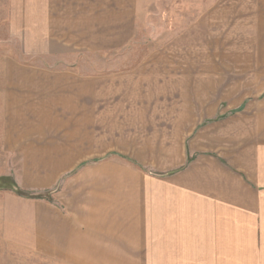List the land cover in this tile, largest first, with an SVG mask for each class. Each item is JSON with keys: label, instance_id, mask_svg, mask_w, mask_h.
<instances>
[{"label": "crops", "instance_id": "0c3cea01", "mask_svg": "<svg viewBox=\"0 0 264 264\" xmlns=\"http://www.w3.org/2000/svg\"><path fill=\"white\" fill-rule=\"evenodd\" d=\"M154 4L161 28L237 36L245 51L220 90L237 98L204 113L177 102L152 144L124 128L136 123L128 102L97 106L76 70L6 68L0 147L20 160L0 176V252L59 264H264V0H16L9 27L78 30L56 46L80 45L83 30H125L113 48ZM143 156L174 159L152 170Z\"/></svg>", "mask_w": 264, "mask_h": 264}, {"label": "rangeland", "instance_id": "374dc122", "mask_svg": "<svg viewBox=\"0 0 264 264\" xmlns=\"http://www.w3.org/2000/svg\"><path fill=\"white\" fill-rule=\"evenodd\" d=\"M15 1L0 0V133L8 85L6 68L76 70L86 77V85L95 89L92 98L88 100L91 99L97 106H106L113 101L128 102L130 108L122 111L129 112L136 123L133 126L125 125L124 128L132 129L136 136L149 137L152 144H158L161 139L160 127L168 126L161 125L159 120L174 116L177 102H199L198 111L204 113L211 111L202 109L212 101L216 103L229 95L230 98L238 96L237 93L220 92L223 88L224 71H231L233 78L238 73L237 54L245 51L235 43L238 40L236 35L222 37L221 29L161 28L158 4H154L151 5L152 11L148 16L144 14V20L142 18L140 21L143 27L129 30L132 36L113 48L108 42H120L118 40L125 37V30H83L86 36L76 39L80 45L57 43L56 46V40L61 39L62 35L69 36L74 32L77 34L78 30L10 28L9 20L14 16ZM48 40L51 41L50 44ZM71 40L73 41V37ZM61 53L66 55L63 56L67 60L57 59V55ZM234 78L237 79V75ZM106 111L110 113L113 109ZM121 115L119 114L120 118ZM149 118V123H146L145 120ZM90 159L97 157L88 158V161ZM139 159L144 169L157 170L170 166L174 158L143 156ZM19 160L18 155L7 156L0 147V176L16 168ZM51 191L53 189L40 192L18 190L19 193L32 197H45ZM0 264L59 263L42 256L37 258L25 253L10 256L1 251Z\"/></svg>", "mask_w": 264, "mask_h": 264}]
</instances>
